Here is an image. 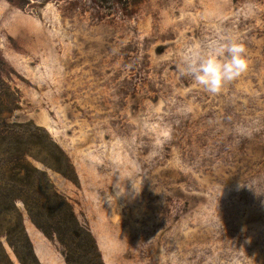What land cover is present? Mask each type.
<instances>
[{
    "label": "rangeland",
    "instance_id": "obj_1",
    "mask_svg": "<svg viewBox=\"0 0 264 264\" xmlns=\"http://www.w3.org/2000/svg\"><path fill=\"white\" fill-rule=\"evenodd\" d=\"M229 41L218 94L179 70ZM0 55V264H68L60 197L104 264H264V0H0Z\"/></svg>",
    "mask_w": 264,
    "mask_h": 264
},
{
    "label": "trees",
    "instance_id": "obj_2",
    "mask_svg": "<svg viewBox=\"0 0 264 264\" xmlns=\"http://www.w3.org/2000/svg\"><path fill=\"white\" fill-rule=\"evenodd\" d=\"M4 67L5 65L3 62V58L0 55V75ZM4 86H5V83L1 82V78H0V101L3 98L9 99V96L6 93H4V96L1 95V91ZM3 113L4 112L0 108V144H4V143L8 144L10 143V140H8L6 135L8 134L12 135V133L15 131V129L13 128L15 127L5 123ZM17 127H20V129L23 128V126H17ZM60 154L64 155L61 150H60ZM11 160H12V165L14 164L16 165L15 168H12L14 172H16L17 169L26 170L24 166L23 168L21 167L24 164L21 165L18 163L19 160H13V159ZM64 166L66 168H69L68 165H64ZM7 172H9V168H7ZM12 174L14 175L12 176L14 177L12 181L10 180L9 182V180H4L3 182L4 184H2L0 190L3 191L5 189H9L11 190L12 193L15 190H17L20 182H22V179L18 177L16 173H12ZM60 202H59L60 206H56L57 208L53 212H51L50 214L51 216L45 220L46 224L49 225L48 227H46L44 224H40L39 220H36L34 218V215L33 213L30 212V210L28 212L31 215V218L35 222V224L40 229H42V231L45 234L51 235L52 233H54L57 236V238L61 241V243L66 249L64 252H65L66 261L68 262V264H104L102 262L103 260L100 256L96 241L94 237L92 236L91 232L80 225V223L76 219L74 212L72 211L71 206L67 203L66 200H63L60 197ZM18 228H19L18 231L20 233V238L24 239V242L21 245V248L26 249L28 251L27 254L30 256H33L31 242L29 241L27 234L25 233L24 226L23 225L21 226V222ZM81 240L86 241L85 245L80 243ZM77 251L83 252L84 257L80 256V254Z\"/></svg>",
    "mask_w": 264,
    "mask_h": 264
},
{
    "label": "clouds",
    "instance_id": "obj_3",
    "mask_svg": "<svg viewBox=\"0 0 264 264\" xmlns=\"http://www.w3.org/2000/svg\"><path fill=\"white\" fill-rule=\"evenodd\" d=\"M209 49L210 54L206 57L186 52L179 70L209 94H218L227 83L247 71L248 63L245 48L237 41H229L220 47L209 45Z\"/></svg>",
    "mask_w": 264,
    "mask_h": 264
}]
</instances>
